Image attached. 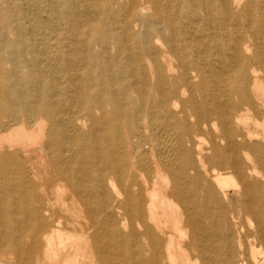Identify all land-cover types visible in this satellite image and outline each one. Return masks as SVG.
Here are the masks:
<instances>
[{
    "label": "bare ground",
    "instance_id": "1",
    "mask_svg": "<svg viewBox=\"0 0 264 264\" xmlns=\"http://www.w3.org/2000/svg\"><path fill=\"white\" fill-rule=\"evenodd\" d=\"M0 264H264V0H0Z\"/></svg>",
    "mask_w": 264,
    "mask_h": 264
}]
</instances>
